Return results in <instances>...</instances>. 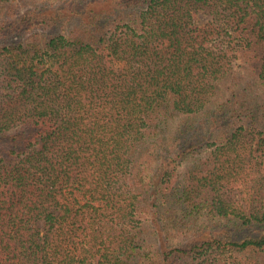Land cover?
<instances>
[{
  "label": "trees",
  "instance_id": "trees-1",
  "mask_svg": "<svg viewBox=\"0 0 264 264\" xmlns=\"http://www.w3.org/2000/svg\"><path fill=\"white\" fill-rule=\"evenodd\" d=\"M0 264H264V0H0Z\"/></svg>",
  "mask_w": 264,
  "mask_h": 264
},
{
  "label": "rangeland",
  "instance_id": "rangeland-1",
  "mask_svg": "<svg viewBox=\"0 0 264 264\" xmlns=\"http://www.w3.org/2000/svg\"><path fill=\"white\" fill-rule=\"evenodd\" d=\"M202 18H203V20H207V19H208V16L203 15ZM222 87H223V89H224L225 84H223ZM223 95H224V94H223ZM202 115H203V113H200V114H198V115L195 116V119L197 120V122L203 119V118H202V117H203ZM190 164H191V163H190Z\"/></svg>",
  "mask_w": 264,
  "mask_h": 264
}]
</instances>
